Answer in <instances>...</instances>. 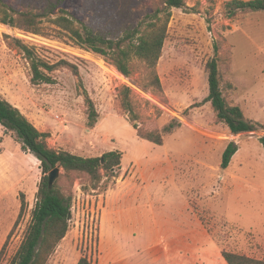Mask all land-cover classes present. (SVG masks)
<instances>
[{
	"label": "rangeland",
	"instance_id": "obj_1",
	"mask_svg": "<svg viewBox=\"0 0 264 264\" xmlns=\"http://www.w3.org/2000/svg\"><path fill=\"white\" fill-rule=\"evenodd\" d=\"M83 1L62 5L78 23L92 15L81 10ZM226 1L186 0L184 7L172 8L157 66L163 92L143 87L145 66L138 59L131 63L132 76L126 77L103 56L58 33L35 34L0 23V96L50 132L48 142L54 148L82 156L123 153L117 177H105L97 189L85 173L74 174L71 185L61 168L59 183L74 196L72 218L47 264H74L82 255L96 253L102 211L98 202L111 193L126 200L120 220L138 228L167 234L195 230L210 235V250L264 257V11H238L229 18ZM163 6V0H139L134 12L142 18ZM6 35L34 46L48 62L68 61L79 74L60 65L49 72L54 82L33 83L30 62ZM215 54L224 96L259 123L255 131L232 133L205 101L207 63ZM124 84L139 101L140 117L134 123L142 130L162 131L163 145L138 136L120 106L118 92ZM84 91L99 111L95 127L88 125ZM233 141L239 149L223 168V153ZM42 177L41 161L0 125V252L19 218L22 198L26 200L0 264H9L22 241ZM116 240L136 244L138 238Z\"/></svg>",
	"mask_w": 264,
	"mask_h": 264
},
{
	"label": "trees",
	"instance_id": "obj_2",
	"mask_svg": "<svg viewBox=\"0 0 264 264\" xmlns=\"http://www.w3.org/2000/svg\"><path fill=\"white\" fill-rule=\"evenodd\" d=\"M65 1L14 0L12 4L8 0H0V23L35 34L58 33L57 36L67 37L78 47L103 56L126 77L132 76L131 63L138 59L145 66L143 87L163 92L157 66L168 37L172 8L184 7L186 0H163V7L156 8L142 18L137 17L134 12L139 0H84L81 10L89 11L92 15L88 21L82 23H78L62 8ZM224 8L227 16L232 18L238 11H264V0H227ZM6 36L12 38L15 48L30 62L33 83L54 82L49 72L60 65H68L76 75L79 74L78 67L68 61L48 62L37 55L34 46L20 38ZM217 49L216 45V53ZM218 61L215 54L207 63L209 94L205 101L211 102L217 121L223 122L232 133L255 131L259 123L247 118L240 105L229 103L224 96ZM84 96L88 125L95 127L99 111L87 91H84ZM118 96L122 110L129 115L133 126L138 129V136L163 145L162 131L142 130L134 123L140 115L137 111L139 101L134 97L133 89L124 84L119 88ZM0 125L13 131L22 148L29 150L41 161L43 170L30 222L9 264H47L59 243L67 236L74 199L72 190L63 188L59 178L50 186V172L58 166L63 168V175L71 185L74 183V174L85 173L93 188L97 189L105 177H117L122 166L123 153L120 150H110L101 156H82L66 149L54 148L48 142L50 132L39 129L18 106L1 96ZM260 142L264 147V135L260 137ZM238 149L236 142L228 144L223 153V168H228ZM25 207L26 200L22 198L21 212L8 240ZM7 242L0 252V258ZM221 253L228 264H264V257L256 258L226 249H222ZM77 264L95 263L88 255H82Z\"/></svg>",
	"mask_w": 264,
	"mask_h": 264
},
{
	"label": "crops",
	"instance_id": "obj_3",
	"mask_svg": "<svg viewBox=\"0 0 264 264\" xmlns=\"http://www.w3.org/2000/svg\"><path fill=\"white\" fill-rule=\"evenodd\" d=\"M125 202V199L114 197V193L103 202H98L102 208L98 250L89 256L95 264H211L210 260L228 264L222 260L221 249L210 250L208 247L212 241L209 234H198L195 230L173 231L170 234L161 229L146 231L129 221L120 220ZM132 237L138 238L136 244L116 240ZM147 238L150 244H147Z\"/></svg>",
	"mask_w": 264,
	"mask_h": 264
},
{
	"label": "water",
	"instance_id": "obj_4",
	"mask_svg": "<svg viewBox=\"0 0 264 264\" xmlns=\"http://www.w3.org/2000/svg\"><path fill=\"white\" fill-rule=\"evenodd\" d=\"M60 173H61V168L59 166L54 168L50 172V175H49V184H50V186H53V184L55 183V181L59 177Z\"/></svg>",
	"mask_w": 264,
	"mask_h": 264
}]
</instances>
